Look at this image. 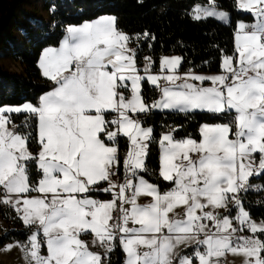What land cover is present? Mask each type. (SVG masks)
<instances>
[{
    "label": "snow or ice",
    "instance_id": "1",
    "mask_svg": "<svg viewBox=\"0 0 264 264\" xmlns=\"http://www.w3.org/2000/svg\"><path fill=\"white\" fill-rule=\"evenodd\" d=\"M234 8L253 22L233 25L218 0L191 5L193 21L233 27L234 50L218 49L212 74L181 71L194 64L183 54L162 55L158 70L144 56L141 69L139 53L154 48L155 35L128 34L114 16L68 24L59 46L43 49L39 67L50 90L35 103L0 105V204L29 232L5 251L19 248L27 264H110L105 257L118 243L124 264H213L225 250L264 264V220H253L244 204L251 179L264 175V0H234ZM145 83L158 97L151 102ZM166 110L235 115L200 124L199 140L177 139L182 126H162L159 176L172 187L161 192L142 174L156 141L143 117ZM121 137L128 141L122 182ZM181 247L195 251L183 255Z\"/></svg>",
    "mask_w": 264,
    "mask_h": 264
},
{
    "label": "trees",
    "instance_id": "2",
    "mask_svg": "<svg viewBox=\"0 0 264 264\" xmlns=\"http://www.w3.org/2000/svg\"><path fill=\"white\" fill-rule=\"evenodd\" d=\"M32 1L34 0H0V50L6 49V55L22 69V73H14L0 66V105L35 103L40 95L49 91L51 82L43 76L38 66L43 49L59 46L66 25L93 20L100 15L114 16L118 29L128 34L134 35L144 30L153 33L156 37L154 48L149 50L145 47L139 53V58L141 65L144 56H153L156 70L162 55L183 54L188 61H194V64L184 63L181 71L192 68L196 72H217L220 55L218 49H224L228 54L234 50L232 26L215 19H209L207 22H195L191 19V5L194 0H45L43 10L49 15L47 20L28 10ZM233 13L234 23L237 20H244L246 23L253 21L251 15L238 12L235 8ZM29 19L34 22L33 26L27 25L25 20ZM16 29L23 33V39L17 37ZM142 91L149 102L158 98L154 88L147 83L143 85ZM18 118L19 116L15 117ZM143 119L146 121L145 127L155 128L156 141L150 145L146 160L148 170L142 174L145 179L157 184L160 190L164 191L171 188L172 184L163 181L159 176L158 139L162 126H182L181 131L174 133L177 139L191 136L199 140L200 124L229 122L234 119V112L212 118L211 114L199 111L189 116L163 111ZM117 147L121 159V174L123 157L128 149L127 139L119 138ZM31 150L36 151V145L33 144ZM256 159L258 160V156ZM36 172L33 168V181L38 179ZM251 184L254 190L245 196V208L253 220L261 221L264 220V191L258 189L264 185V175L252 178ZM99 198L110 197L102 195ZM0 217L7 226L1 231L0 247L6 242L27 239L29 232L12 208L0 204ZM188 250L189 248L182 253ZM45 253L44 246L41 254ZM108 260L110 264H124V252L118 243Z\"/></svg>",
    "mask_w": 264,
    "mask_h": 264
},
{
    "label": "rangeland",
    "instance_id": "3",
    "mask_svg": "<svg viewBox=\"0 0 264 264\" xmlns=\"http://www.w3.org/2000/svg\"><path fill=\"white\" fill-rule=\"evenodd\" d=\"M44 1L45 0H34V1H32V5H31V7L28 8V10L31 13L36 14L39 18H44V19L47 20L49 15H48V13L46 11L43 10V2ZM100 16H105V15H100ZM100 16H98V17H100ZM107 16H112V15H107ZM25 21H26L28 26H33L34 22L31 19L25 20ZM15 31H16L17 37L19 39H23V33L20 32L17 29ZM0 66L4 70H6L8 72L22 73V69L19 66V64L17 62H14L11 58H9L6 55V49H1L0 50ZM139 67L142 69L143 68V64H141ZM15 121H16L15 123L18 126L22 125V122L20 123L19 118L15 119ZM257 162H258V160H257ZM257 176L258 175H255L254 177H257ZM0 220H1V217H0ZM255 221L258 222V223L260 222V221H257V220H255ZM83 238L85 240H87V241L91 240L90 236H84ZM12 242H15V241L7 242V243H12ZM93 250H97L95 248V246H93ZM194 251H195V249H190L189 248L188 251H185L183 253L181 252L180 254L191 255L192 252H194ZM44 255H46V254H44ZM124 255H125V253H124ZM20 256L21 255H19L18 248H13L10 252L9 251H5L3 249V247L0 248V259H2L1 261H3V264H9V263H12V264H27V262H26V260L24 258V255L21 256V257ZM219 257H221L223 259V262H221V263L217 262V264H244V257L241 254L232 253V252H230L228 250H225L223 252V254L221 256H219ZM217 258L218 257H213L212 260H215ZM124 260H125V256H124ZM194 264H198V261H194Z\"/></svg>",
    "mask_w": 264,
    "mask_h": 264
},
{
    "label": "crops",
    "instance_id": "4",
    "mask_svg": "<svg viewBox=\"0 0 264 264\" xmlns=\"http://www.w3.org/2000/svg\"><path fill=\"white\" fill-rule=\"evenodd\" d=\"M218 4H219V6H220V10H223V11H226V12H228L229 14H230V18H231V21H232V24H234V13H233V9H234V0H218ZM242 11V10H241ZM243 12V11H242ZM96 19V18H95ZM94 20V19H93ZM253 22V21H252ZM222 23H224V22H222ZM224 24H227V23H224ZM227 25H229V24H227ZM43 52V51H42ZM41 55H42V53H41ZM41 55H40V57H41ZM169 55H176V54H169ZM39 60H40V58H39ZM38 66H39V61H38ZM40 68V67H39ZM158 69H159V67H158ZM157 69V70H158ZM40 71H41V73H42V70L40 69ZM199 73H202V74H212V73H216V72H199ZM13 106H15V105H13ZM167 111V110H166ZM19 120H20V123L22 122V124H23V122H24V115H19ZM16 121H15V119H14V123H15ZM16 124V123H15ZM126 138V137H125ZM127 139V138H126ZM127 151H128V149H127ZM127 151H126V153H127ZM126 153H125V155H126ZM124 155V156H125ZM124 158V157H123ZM159 160H160V154H159ZM159 168H160V164H159ZM119 180L122 182L123 181V166H122V173L120 174L119 173ZM172 187V186H171ZM161 192H164V191H161ZM140 203H148L149 201H148V199L147 198H141V200L139 201ZM6 206H8V205H6ZM233 216H235V213L234 214H232ZM22 222V221H21ZM23 224V223H22ZM24 225V224H23ZM25 226V225H24ZM7 228V226L5 225V223L3 222V220L1 219L0 220V230H5ZM11 242V241H10ZM7 243V242H6ZM5 243V244H6ZM2 247V246H1ZM0 247V248H1ZM45 248H46V246H45ZM186 249H188V248H183V247H181V249L179 250L180 251V253L182 252V251H184V250H186ZM18 251H19V255H21V256H23V253L21 252V250L18 248ZM45 254H47V248H46V253ZM42 255H44V254H42ZM20 256V257H21ZM125 256V255H124ZM2 259H0V264H3V261H1ZM217 262L219 263H221V262H223V259L221 258V257H218L217 259H215V260H213V264L215 263V264H217ZM9 264H12V263H9Z\"/></svg>",
    "mask_w": 264,
    "mask_h": 264
},
{
    "label": "built area",
    "instance_id": "5",
    "mask_svg": "<svg viewBox=\"0 0 264 264\" xmlns=\"http://www.w3.org/2000/svg\"><path fill=\"white\" fill-rule=\"evenodd\" d=\"M170 189V188H169ZM169 189H167V190H169ZM167 190H164V191H167ZM1 231L2 230H0V234H1ZM24 241H26V240H23V241H21V242H24ZM98 251H100V252H103V249H97ZM105 259L106 260H108V257H105Z\"/></svg>",
    "mask_w": 264,
    "mask_h": 264
}]
</instances>
